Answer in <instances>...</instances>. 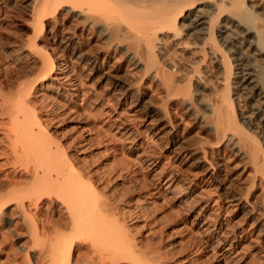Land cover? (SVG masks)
<instances>
[{
	"label": "bare ground",
	"instance_id": "obj_1",
	"mask_svg": "<svg viewBox=\"0 0 264 264\" xmlns=\"http://www.w3.org/2000/svg\"><path fill=\"white\" fill-rule=\"evenodd\" d=\"M14 17L31 31L18 48L24 46L40 65L17 94L0 83V219L14 226L20 248L23 222L31 239L43 243L37 264L171 263L161 252L162 240L145 244L121 222H108L118 203L105 196L99 208L92 204L101 199L97 184L109 177L89 168V158L84 162L71 153L77 138L85 145L92 136L87 140L80 132L64 142L65 133L58 138L53 128L57 117L80 111L94 118L99 145L108 132L110 140L137 148L146 170L140 193L171 195L188 207L198 255L210 254L216 264H264V192L256 183L264 178V147L248 129L250 115L264 126V3L0 0V23ZM95 38L105 45H95ZM167 40L186 54V67L170 58ZM116 49L140 67L138 79L110 64ZM210 59L218 73L209 90L214 99L202 84ZM6 72L1 75L8 79ZM149 79L159 83L162 99L145 88ZM253 98L245 117L239 101ZM184 116L199 121L207 140L194 137ZM228 149L251 164L253 177L236 174L224 156ZM33 210L39 221L32 219ZM13 215L22 221H11Z\"/></svg>",
	"mask_w": 264,
	"mask_h": 264
},
{
	"label": "rangeland",
	"instance_id": "obj_2",
	"mask_svg": "<svg viewBox=\"0 0 264 264\" xmlns=\"http://www.w3.org/2000/svg\"><path fill=\"white\" fill-rule=\"evenodd\" d=\"M258 1H260L261 3H264V0L263 2L262 0H257V2ZM16 18L17 17L10 19L11 22L9 20L6 23H3V24L0 23V62H1L0 63L1 65L0 66V72H1L0 73V83L2 82L3 86L6 85V88L8 86L7 89L9 90L7 91L6 89V91L7 92L11 91L12 94L14 93L17 94L22 89V86L24 87L25 84L27 83L29 84L30 80H32V77H33L32 75L35 73V71L40 69L39 63L33 62L34 61L33 58L29 55V53H27V51H25V49H23L24 46L22 50L19 49L21 44L24 45L26 43L27 40L25 39L30 37L31 31L29 27L24 25L23 23L24 19H21L18 17L19 20L18 18L17 20H15ZM21 20L23 22H21ZM87 32L89 33L90 31H87ZM87 32L85 33V36H88L89 34H91V33L88 34ZM94 42L96 43L95 45H98V47L100 46L103 47V44L105 45V43H102L104 42L103 40H100V39L97 40V38H95ZM166 44H167V47H168L167 49L169 51V54H170L169 56L171 59L177 62L179 61L180 63L183 62L182 63L183 66L189 63V60L186 54L180 53L176 48H174L171 45V42H169V40H167ZM170 48L171 50H169ZM115 51L116 52H112L111 57L109 59L110 64L117 63L116 66H118L121 69L122 74L126 73L125 75L127 78L131 80L138 79L142 74L141 73L142 71H140L141 70L140 67L138 66L135 67V65H133L132 63H129V60L127 61L126 58L122 57V55L118 53L119 52L118 49H116ZM26 54H28L29 56ZM178 56H179V59H178ZM2 69L3 71H1ZM4 71H7L6 73L8 74V79L10 80L6 79L7 77L6 75H3V76L1 75V74H4L3 73ZM206 71L208 72V74L203 78L204 79L207 78V79L205 81L202 78V84L204 83L203 84L204 86L206 87L208 86L207 87L208 98L214 99L215 97L213 96L215 95L213 93H209L210 91L211 92L214 91L213 85L218 80L216 64L213 60L210 59L208 63H206ZM235 72H236V69L234 68L233 73ZM208 75H209V79H208ZM3 77H5V79H3ZM26 77L27 79L25 80ZM214 77L216 78V81ZM24 81H27V82L25 83ZM155 81L156 79L155 80L149 79L145 81L144 86L145 88H147V91L150 94H154L155 96L157 94V97L159 99H162V97H164V94L162 93V90L160 89L159 83ZM234 81H237V78L235 76H234ZM21 82H24L22 83V86L20 84ZM157 83H158V86H157ZM210 83L212 85L211 89H210L211 87ZM20 86L21 88H19V90L17 91V87H20ZM50 95H55V93L51 91ZM239 102L241 104L239 107L241 110L240 111L241 114H244L245 117L249 116L250 113L252 112V109H250V106L255 103L254 98L248 99V100L241 99ZM79 112H77L78 115L77 113H70L71 116L75 115V118L73 116L71 117L69 114H67L69 117L66 115L67 119H65V115L64 117L59 116L56 118L57 122L53 123V128H54V131H56L58 138H62L61 134L63 135L65 133L66 136L63 135L64 139L62 138L61 139L62 141L65 142L67 140V142H71L73 138H75V136L80 134V132L83 133L82 134L83 138H87V140L89 139L87 136L88 134L92 136L91 138L92 140H93L94 135L97 136V134H99L97 132L98 130L95 129L96 128L95 126H97V124L95 120H92L94 119V118H91L92 115L89 114V117H88L87 113L85 114V113H82V112L79 113ZM60 117H62L61 119L62 123L59 122ZM256 117L252 115L249 116V120L253 121L252 122L253 127L250 126L248 129H249V132H251L252 134L256 133V136H258V139L263 142L261 145L264 147V128H263L264 126H263V123L260 122V119ZM180 118L182 119L183 124L185 126H188V129L190 128L189 130L191 131L193 135H195L194 137H196L197 139H201V140H207L206 135L199 131L200 129L197 126L199 124L198 120H196L195 122L194 120H191L189 117H185V116L184 118L183 117H180ZM64 119L65 121H62ZM107 133L105 137L103 136L104 139L101 141H103L104 143L102 142L101 145H99L100 141L96 137L95 138L97 139V145L95 143L96 139L93 140L95 144L93 142L91 143V139H90V141L89 140L86 141L84 145L83 142L82 144L80 142L82 139L78 140L77 138L75 140L76 142L75 144L77 146L78 145L77 142H79V145L77 147L73 146V148L71 149L72 150L71 153H73L74 156L76 155V157H79L83 160L87 159V160H84V162L88 161V158H89L90 161L86 162V163H90L89 168H92V170H95V171L97 169V171L101 173L100 174L101 176H103V174L105 173L104 176L109 177L108 182L104 184L103 186L101 183L100 184L98 183L99 185L97 184L98 186L97 188L99 190L98 194L99 196L101 195L100 197L101 199H99L100 201L93 200L92 204L95 207L99 208L100 207L99 204L105 199V196L111 202L118 203L119 209L116 211V214H114V216L111 217V219L110 218L107 219L108 222L115 223V224H119L121 222L126 228L130 229L133 232V234H135L138 238L142 236L144 238L145 244L157 243L160 240H162L163 243L161 244V252L164 253V255L168 256L167 258L169 259L168 262H171L170 264H216L213 261L212 256H210V254L204 253L202 254L203 256L198 255V252H197L198 246H196L198 238L196 236L193 226H191L190 222L187 220L188 207L176 202V200L171 195H167V197L163 195V197H160V198L152 197V196L150 198H147L144 192L140 193L138 191V188H139L140 183H142V180L144 179V175H146V172H145L146 170H145V167L138 160L139 157H137L138 156L137 148L135 147L133 148V146L130 143L114 142L113 140H110V137L107 136L108 135ZM87 142H89V145L87 144ZM83 147L86 148L85 149L86 151L84 150ZM74 148L75 149L77 148V150L79 149L78 150L79 152L75 151ZM82 150H84L85 152ZM224 156L227 159L228 163L231 165V167L234 168L237 175L242 176L244 179L254 176V172L251 167V164L249 162H247L246 164V162L243 159H240L241 158L240 156L235 155L233 150L228 149L227 153L226 152L224 153ZM86 163L83 165L84 166L86 165L88 167ZM256 183H257V189L259 193L261 191L263 193L264 192V178L258 177L256 180ZM100 193H102L103 195ZM103 196L104 198H102ZM54 210H55L54 208L50 207V217L53 216L52 218L55 219L56 216H58V213L56 212V210L55 211ZM34 212L35 211L33 210L32 214ZM33 217H32L33 220L39 221L41 219L40 216L35 217L34 215ZM65 217H66V214H65ZM10 218H11V221L12 220L15 222L22 221V217L18 215H13V217H10ZM235 221L237 220L235 219ZM10 223L3 222L0 219V264H29V260L32 264H37V262L39 263L38 257H40V253L42 252L41 248L43 247V243L38 239H35V241H33L30 235L31 232L28 228L29 225L28 226L26 224L24 225L23 222H21L22 225L20 227V233L23 236L21 239L22 240L21 242L23 243L22 244L23 248L22 247L20 248L18 245V241L15 238L16 234H14L15 233L14 228L12 229V227L14 226L11 225V227H9ZM58 233L62 234L63 232L58 231ZM47 245H49V243H46L44 247ZM144 247H146V245H144ZM22 249H26V250L29 249L27 250L29 252L27 253L26 251H22ZM143 249H146V248H143ZM28 257H29V260H27Z\"/></svg>",
	"mask_w": 264,
	"mask_h": 264
}]
</instances>
